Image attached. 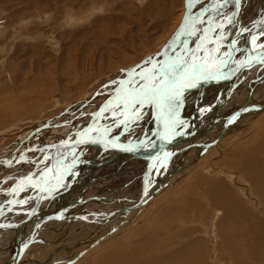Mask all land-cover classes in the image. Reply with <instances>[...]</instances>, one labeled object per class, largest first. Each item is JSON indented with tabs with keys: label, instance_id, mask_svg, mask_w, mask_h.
Listing matches in <instances>:
<instances>
[{
	"label": "rangeland",
	"instance_id": "1",
	"mask_svg": "<svg viewBox=\"0 0 264 264\" xmlns=\"http://www.w3.org/2000/svg\"><path fill=\"white\" fill-rule=\"evenodd\" d=\"M204 2L205 0H0V156H10L24 150L26 146L22 145L25 144L28 137L31 142L42 144L63 143L66 137L76 135L73 132L82 133L81 130L85 128L84 126L101 131L107 126L110 128L106 131V135L110 131L112 134L115 133L116 136V132L117 134L119 132L116 129L118 125H114L116 121L119 124L125 119L122 123H125L126 127L132 126L134 128L136 124L140 123L141 116L142 129H137L135 133L128 137L121 135L119 137L130 142L140 141L139 135L142 132L143 135L148 137L153 124L152 104L146 103L143 107L137 105L135 109H132L129 116L125 115L123 118L120 111L114 110L116 103L122 104L120 94L115 100H112L113 104L109 105L107 100L111 96H108L116 90L117 85H120L121 82L124 83L120 86L121 90L117 88L118 93H134L144 83L159 77V68L162 65L161 56H159V59V57L154 58L153 55L161 51L163 45L173 34L181 15L184 14L183 11L185 12L189 8L196 13ZM255 8H252V11L245 15L252 16L254 12H257ZM255 21L257 23L254 22L253 24H259L258 20ZM230 29H232L231 32ZM261 29L264 28L261 26ZM262 31L264 33V30ZM225 32L229 35L227 39H224L225 44L223 41L219 56L222 58L221 61L225 63L227 57H229L227 53H230V64L232 61V64H234L241 55L239 51V49H242L241 41L246 42L247 39L243 34L240 35L241 39L239 35L236 38L232 27L225 28ZM198 35H195V39L191 41L192 48L197 42ZM260 36L261 34L257 38V35H255L256 43L264 40V34L261 38ZM234 49L236 50L235 54L232 53ZM225 54L227 55L223 58ZM184 56L186 57V55ZM262 56L264 57V54ZM260 64L261 66L264 65L262 62ZM252 71L253 69L246 68L240 73L241 83L243 82L242 78L245 80L252 75ZM199 77L196 81L203 79L204 76ZM245 82H248V80ZM261 82H264V80H254V84L257 86L256 91L258 90L253 98L254 103L264 102V92H259L262 89ZM125 83L126 85H124ZM216 85L218 86V84L210 85L213 89L212 87L210 89V86L207 87L202 95L204 102L202 107L205 110H211L205 112L207 121L210 118L212 119L213 116V114L211 116L213 111L210 109V105L213 106L216 102L215 99L212 100V98L217 97ZM242 87L247 91V95L245 94L244 97H241L242 95L234 97V94H231L232 90L227 92V96L223 100V108H221V110L227 112L226 114L234 113L248 100V89L244 86V83H242ZM209 89L212 91H209ZM194 91L196 89L180 95L179 101L175 102L176 109L179 110L176 112L178 114L181 111L184 112V119H180L183 122L187 120L186 116L191 108V105L188 104V106L184 101H191L190 96L194 100ZM208 103L210 104L208 105ZM101 107L102 110L98 112V115L92 116ZM137 114L139 119H136ZM192 116L191 118H193ZM149 120L151 121L150 124L147 122ZM107 122L110 123L107 125ZM204 122L206 123V121ZM37 124L40 126L38 132L32 131V126H34L33 129L38 128L36 127ZM175 124L176 122L173 120V127ZM193 126L194 124L191 125L192 128ZM178 127L183 128V126ZM127 131L129 132V128H127ZM96 134L100 135L101 133L96 132ZM77 135L79 134L77 133ZM229 135L225 137L223 146L218 149L212 147L214 149L210 148L203 155L199 152L196 153L195 149H191L183 160H181L180 155L173 158L169 163V165L171 164L169 172L177 167L178 172L174 174L175 179H172L169 184H164V191L161 189L162 193L159 191L158 196L154 195L156 197L153 196L150 199L149 203L146 204L147 207L134 209L135 214L130 213L128 215V217H133L131 223L125 224L113 234L110 240L96 245L73 264H85L88 261L98 262V259L102 257V253L109 250V246L114 244H121L125 252L128 246L137 245L147 238L152 233L156 222L163 220H169L172 223L181 222L180 219L174 216L175 210H182L186 217L183 216L182 218L181 224L183 226H174L172 232L176 234L183 228L191 229V232L182 238L186 243L205 237L207 239V251H209L208 257L210 256L209 259L214 261L213 247L218 244V238L215 236L216 232L222 226L224 229V224L229 225L233 221H222V224L223 214L219 213L218 208L213 206L208 198L207 194L210 192L213 182L223 183L225 187H230L238 198L244 200L246 205L253 209L254 219H258L257 214L264 217V210L257 205L254 192L250 189L251 181L243 174L244 163L238 153L242 149H251L264 142V111L256 115H250L245 118V122L241 120L239 129L234 130ZM200 140L196 139L194 141L199 142ZM180 146L183 147L184 145ZM231 149H234L236 153ZM76 153L74 152L76 159H81L82 153ZM30 154L28 158L33 156L39 158L33 153ZM195 154L199 156L195 157ZM97 157L99 158L101 155ZM195 158H198V160H196L197 163L193 164ZM9 160L7 157V160L0 161V188L5 190L3 196L7 192L10 194L15 193L19 184L18 176L20 173L14 174L16 173V170H14L16 163L11 162L12 159ZM178 165H182V168H179ZM85 167L89 168L90 166L85 165L82 171L79 172L80 175L88 172L89 169L84 171ZM75 169L78 171V168L75 167ZM73 172H69L65 177H63V174L57 175L61 177L54 180L52 184L58 185L65 180L74 179ZM46 174L47 171L43 177ZM164 174H166V171ZM157 176L158 174L154 177L158 183L160 181H158ZM99 183L101 184L102 181ZM8 184L10 186L3 188ZM24 187L17 197H24L22 192L24 193L26 187H35L33 192L40 190L39 187H33V185H25ZM113 190L114 187L109 186L105 192L110 194ZM129 191L132 192L131 189ZM52 192L55 198L49 204L43 200L37 207L38 210L42 212L52 211L62 203L60 198L63 191L55 194L54 191ZM252 196H254V199L249 198ZM13 200L15 199L13 198ZM39 200L41 201L40 197ZM5 201L8 202L6 205H12L10 199L7 198ZM5 201L0 203L1 209L4 208ZM21 203L24 202L20 200V207ZM100 204L102 205V202ZM31 207L29 203H24L22 208H26V210L13 212L16 214L17 212L23 213L14 221L19 222L26 218ZM99 211H96V213L99 214ZM115 211L116 209L111 212ZM63 221L65 220L63 219ZM33 227H29L27 231L30 233ZM77 227L79 225L71 228V230L75 229L71 232L65 224H62V220L61 223H53L50 228L44 231L43 238L45 242H34L33 247L29 248L33 251H27L24 260L29 264L28 260L33 258L32 264H46L48 255H52V252H56V258L60 257L58 255L63 253L62 249H60L61 251L58 250L63 246L60 245L61 242L77 245L85 240L83 231L76 230ZM90 230L94 231L93 225L88 231ZM242 230L244 229L242 228ZM89 235L95 237L94 233ZM245 235L248 234L243 232L238 235L241 238V245H253L254 241L249 237L245 238ZM7 236L2 233L4 239L1 240L4 241ZM49 240H53L54 243ZM166 240L172 241L170 245L173 248L179 247L175 237H167ZM83 246L86 247L87 244L84 243ZM234 246L235 244L220 245V249L228 252L229 248ZM8 247L6 246L3 251ZM79 250L80 248L73 247L66 251L63 257L73 258ZM221 250H219L215 264L220 262ZM56 258L55 264L65 263L61 262L64 259L59 260ZM228 260V256H226L222 262L231 264Z\"/></svg>",
	"mask_w": 264,
	"mask_h": 264
},
{
	"label": "bare ground",
	"instance_id": "2",
	"mask_svg": "<svg viewBox=\"0 0 264 264\" xmlns=\"http://www.w3.org/2000/svg\"><path fill=\"white\" fill-rule=\"evenodd\" d=\"M205 3L210 4V0H205ZM254 5L256 8L254 7ZM187 7L189 6L187 5ZM252 8L257 9V12H254V14L250 17L246 16L245 14H248L250 11H252ZM191 10L188 8L187 11L185 12L183 11L184 14L181 15V19L179 23L177 22L178 25L174 29L173 34L163 45L161 51L158 52V54L153 55L154 58H158L159 56H161L162 65L171 64L170 62L173 61L172 59L176 60L177 58V61L175 62L184 64V67L186 69L190 68L193 62H195L197 65L203 64L204 69L206 70L203 79L207 77H211L213 74H217L219 70H222L225 64L222 63L221 61L222 58H219L221 57L219 56L221 51L220 50L217 51V49L221 45V42L224 41L223 36L226 34L225 28L233 27L234 30L237 29L238 27L237 24L231 22L228 23L231 19L235 17L240 21L241 28L240 30L235 31L234 35L236 36L239 35L241 39L242 37L240 35L243 34L244 36H246L245 38L247 39V41L246 42L244 41L245 43L241 41L242 49H239L241 55L240 58L236 60L235 62L236 64L235 63L232 64L233 61L231 62V64L229 62V68H228L229 75L233 71H238L236 73V77H237L246 68L250 66H254L255 64L258 65L260 64V62H262V64L264 63L263 62L264 57L262 56L264 54V48L260 47L261 44H264V40L260 42L258 41V43L255 42L257 40H254L255 35H257V38H259V35L261 34L260 36L261 38L264 34L262 31L264 29H261V26L264 28V0H227V3H225L224 6L220 5L219 7L217 6L216 8L215 7L213 8L212 11L213 14H211V18L214 19L216 15L219 18L218 21L213 26H211L210 22H207V20L203 19L207 16V11H203L202 13H193ZM186 12H188L185 19L186 22L181 27L179 33L174 37V33L181 26L183 17L185 16ZM247 17L249 18L248 20ZM255 20H258L259 24H253L254 22H256ZM200 21H204L205 23L199 24L198 26L189 25V24L192 25L197 24V22ZM189 31H194L195 34L189 36L187 35ZM195 35L196 36L198 35V38H197V42L192 48L191 41L195 39ZM205 49H207V51H205ZM235 51L236 50L234 49L233 52ZM252 52L254 53L252 54ZM184 55H186V57ZM218 65L219 68L216 71L215 68ZM212 69H214L213 72H211ZM199 74H200L199 72L196 73V79L193 80V84L196 82V80H198ZM180 75L182 76L183 73H181ZM235 78L231 79V82L228 85L229 89L227 90V92H230L232 90L233 85L236 87L237 84L241 83V81L234 83ZM258 79L264 80V73L254 76L250 79L248 83V90H249V97L247 98L248 100L246 99L247 101H245L239 107V109L234 112L236 113L235 116L229 119L227 133L224 134H223L224 128H222L221 131L218 126L222 123L226 124L228 117L231 115V113L230 114L221 113L220 117L218 115L220 113L226 93L224 82L227 83V81H229L228 79H225L224 82L214 83V84H218L219 86L218 87L216 85L217 87L216 91H218L217 101L216 104H214L215 106L214 107L211 106L212 108H210L213 111L211 113V116L213 114L212 119L210 118L209 125L206 127L203 126L204 128L201 126L202 123L206 121V118L204 117L205 112L211 110L203 111L202 105L204 106V102L202 95L203 92L206 90V88L212 84H207V85L194 84V86L187 89L185 93L195 89L196 91L194 92L195 94L194 100L190 96L191 101L189 100L184 101L187 105L188 104L191 105V108L188 111V115L186 116L187 120H185L184 122L180 120V119L182 120L184 119L183 116L184 112L181 111L179 114L178 112H176L179 111L176 109V103H175L176 101H173L171 110L166 101L161 102L162 104L161 113L164 116V118L165 117L167 118V120H165V130H167L166 133L168 134L169 132H171L172 139L173 141L175 140V142L171 145L169 144L168 146H166V148L163 150L162 156L159 159L164 158L163 154L169 153L170 154L169 157L172 156L174 150L177 148L175 146H179L185 143H187L186 146L188 145H192V146H189V149L187 150H182L184 149V147H186L184 146L176 150L175 152L177 153L174 154L171 158L167 156L164 160L157 161L158 165L151 170V178L149 179V181H154V183L149 187L150 191L147 194V197H145L146 199L145 203L141 204L138 208L147 207L146 204L149 203L150 199L154 195L158 196L160 194L159 191H161V189H163L166 184H169L170 181H172V179H175L174 174L175 172H178L177 171L178 167L175 168L173 171L169 172L170 170L169 166L171 165V164L169 165V163H171L170 161L173 158L180 155L182 157L181 160H183L184 157H186L189 150L191 149H195L196 153L199 152L202 153L203 155L212 147H214L215 149L220 148V146H223V141L225 137H228L229 133H232L234 130L239 129L241 120L242 121L244 120L245 122V118L249 117L250 115L253 114L256 115L259 112L264 111L263 107H258L260 105H264V102L254 103L255 101L253 100L256 93V89L253 86V84H254V80L258 81ZM123 83L124 82H121L120 85L119 84L117 85L115 90L116 92L112 90L113 92L109 96L107 95L108 97L111 96L107 100L108 105L113 104L112 100H115L118 94H120L119 95L120 99H122V97L128 94L126 91H124L126 93H122V92L118 93L119 90H121L120 86ZM124 85H126V83ZM211 87L212 86H210V89ZM117 88H119V90ZM210 89L209 91H212ZM196 94L198 95L197 99H200V103L202 99L201 105H199V100H198V104L196 102ZM101 110L102 107L98 111L96 110L97 112H95V114H92V116H97L98 112H100ZM114 110L120 111L123 114L121 115L123 118L125 117V115L129 116L132 113V108L129 109L126 108L123 103L121 105L116 103ZM168 111H172L171 117ZM174 111L176 112V114ZM191 115H193L192 116L193 118H191ZM112 116L114 119L113 113ZM141 117H140V123L136 124L134 128H132V126L126 127V124L122 123L125 119L121 121L119 124L118 121H116L114 125H118L116 129L119 131L117 134V132L114 130L116 132V136L115 133L112 134V132L110 131L106 135V131H108V129L110 128L107 126L106 128L104 127L105 132L104 130L101 131V130H96L94 128H89L88 126H84L85 128L81 130L82 133H79L77 131L73 132V134L76 135L72 137L69 136L66 137L64 139L65 142H63L64 140L62 141L63 143L42 144L37 142H31V140H29L28 137L27 140H25L26 142L27 141L28 142L26 143L24 141L25 144L24 143L23 145L21 144L22 146H26L24 150H21L19 153L17 152V154L14 155L0 156V161L7 160V157L8 160L12 159L11 162L16 163V165L14 166V170H16L15 171L16 173L14 174L20 173L18 176L19 184L17 185L18 188H16L15 193L10 194L9 192H7L3 196V199L5 198L3 201L7 200V198L8 199L10 198L12 205L10 206L7 204V206H4L5 209L0 208V219L10 212L13 213L14 210L23 212L22 210H26V208H22L24 203L25 204L29 203L30 206H32L30 212L27 213V217L24 218L23 220L21 219L22 221L19 222L14 221L16 220V218L22 216L23 213H19V212L15 214V216L17 217H13V218L10 217L11 218L10 220H12L10 222L0 220V229L2 228L9 229L7 230L8 232L7 238L4 241L0 239V264H28L24 260V256L26 255L27 251L29 252L33 251V250L31 251L29 248L33 247L34 242L35 243H38L39 241L45 242L43 238L44 231L50 228L53 223L54 224L61 223V220H62V224H65V226L68 227L67 229L71 232L75 231V229L71 230V228H74L75 225H79V223L82 220H86L87 223L82 224L80 227H77L76 229L83 231L82 232L84 235L83 238L85 240L81 242L79 238L78 240L81 243L77 245L66 244L61 242L60 245L63 246L58 248V250L62 249L63 251L61 255L60 254L58 255L61 258L60 257L56 258L55 257L56 252L54 253L52 252V255L51 254L48 255L46 264H55L56 261L55 258L59 260L64 259L61 261V262H65L64 264H73L79 261L82 255L87 253L90 249H92L96 245L110 240L113 234L118 229H121L123 226H125V224L128 225L127 224L128 222L131 223V219L133 217L129 216L130 217L129 218L128 215L130 213L135 214V210L137 208H134L135 210L132 209L129 212H121L119 210V207L121 205L132 206L141 197L143 179L147 171V168L150 164L149 157L151 156V153H153V151L155 150L156 146L159 143L158 141L159 132L153 131L154 123L150 128V132H149L150 134L148 137L142 134L139 135L141 139L140 141L130 142L127 140H122L121 137H119V135L128 137L132 133H135L137 129H142ZM176 117L177 119H175ZM173 120L176 122L174 127H173ZM147 122L150 124L151 121L149 120ZM109 123L110 122H107V125ZM41 124L43 125V123ZM193 124L194 126L192 128L191 125ZM178 126H183V128L177 131V129L180 128ZM33 127L34 126H32L31 130L34 132H38V129L40 127L39 124L36 125V127L38 128L33 129ZM111 127H115V126H111ZM127 128H129V132L127 131ZM122 129H126V130H122ZM96 132L98 133L100 132L101 134L100 135L96 134ZM77 133L79 135H77ZM213 133L215 134V137L213 139L207 138V136ZM165 137L163 134H161V138H163V142L166 141ZM219 137L220 139L217 141L216 144L209 147L207 146V144L215 141ZM196 139H201V140L200 142H194V140ZM76 141L80 142L79 145L68 149L69 144L74 143ZM205 144L207 147L205 146ZM86 147L97 148L98 150H100L99 152L100 154L97 152L98 153L97 156L99 155L102 156L106 149L113 150V152H111V155H106L104 153L103 158L99 160H95L97 156L90 157L88 159L87 158L84 159L73 158V160L69 159L72 151L75 150L76 152L77 149L80 150L81 148L84 149ZM232 150L233 152H235L234 149H231V151ZM89 151L91 153V150ZM30 153H33V155L39 158H35L34 156L28 158L31 155ZM238 153L241 155L244 163L243 174L248 180L251 181L250 189L253 190L254 192L253 194L256 197L255 202L257 203L258 206H260L264 210V142L260 143L259 145L251 149H245V150L242 149ZM16 155L19 156L15 157ZM87 155H89V153ZM120 156H123L122 159L120 158ZM198 156H199L198 154H195V157ZM196 160H198V158H195V162L193 164L197 163ZM125 162H129V163L126 164ZM85 165H88L90 167L89 168L85 167L84 171L85 169H89V170L87 173L85 172L84 174L80 175L79 172L82 171V168ZM74 166L76 167L82 166V167L79 171L74 173L73 171H71V169ZM114 166L116 167L113 168ZM179 168H182V165L179 166ZM114 169H116L117 172L119 173L115 174L113 177V175L110 176V173ZM154 169H156L157 171ZM46 171L47 174L45 175V177H43ZM165 171L166 174L163 175ZM69 172H73V178H74L73 180L75 181L79 178L85 177V179L78 184L75 183L76 185L72 183L73 180H68V181L65 180L58 185L52 184L54 180H58V178L61 177L57 175L63 174V177H65L66 175L69 174ZM156 174H158L157 176L159 178L158 181H160L158 183H157V179L154 177ZM101 181L102 183L100 184L99 182ZM46 183L49 184L48 185L49 188H47V190L43 192L42 197L43 200L45 202L47 201L46 203L48 204L49 202L52 201L53 198H55V196L52 195L53 193L52 191H54V194L56 192L63 191L60 198V202L62 203L52 211L49 210L46 212H42L38 210L37 206L35 207V205H37V203L40 201L39 200L40 190L36 194V196L32 199V201L22 200L17 197L18 193H21L20 191L25 188L24 187L25 185L26 186L33 185V187L34 186L39 187L40 185L42 184L45 185ZM65 183H68L67 185L69 187L67 189L61 190V188L63 187V185H65ZM135 183L137 184L132 188L131 185H134ZM109 186L114 187V190L110 192V194L105 192L106 188ZM29 188L26 187L24 193L22 192V194L25 197H29V195H32V193L34 194L35 192V191L33 192L35 187L34 188L29 187ZM130 189L132 190V192L129 191ZM233 194H234L233 190L230 187L228 186L225 187L223 183H214V182L210 192L207 194L208 198L212 202V205L218 208L219 213L223 214L221 223L223 224L222 221H227V220L233 221L232 224L229 225L224 224L225 228L223 229L222 226V228L216 232L215 236H217L218 238V244H215L213 247V253L215 256L214 261L209 259L210 256L208 257L209 251H207V239L205 237L199 238L193 242L186 243L182 240V238L183 236L189 234L191 232V229L183 228L181 231H179L176 234L172 232L174 226H181V227L183 226L181 224L182 218L183 216L186 217V215L182 212V210L181 211L175 210L174 216L177 219H180L181 222L176 221L172 223L169 220L156 222L152 233L147 238H145L141 243L133 246H128L125 249V252L121 244L110 245L109 246L110 249L102 253L101 255L102 257L98 259V262L92 263L91 261H88L85 264H102V263L103 264H215L217 262L216 260L217 255L220 252L219 250H221L220 245L229 246L233 244H235V246L229 248L228 251L229 253L225 250H221L220 262H218V264H224L222 261L226 258V256H228L229 259L228 261H230L229 263L231 264H264V217H261L259 214L255 212L258 216V219H254L253 209L251 207H248L244 200L238 198L237 195L235 194L233 195ZM76 195H78L79 197ZM93 196H97V198L91 199V197ZM156 196H154V198ZM254 196L249 198L254 199ZM70 197L75 198L74 201L71 202L68 201L69 203H66L67 202L66 200ZM13 198L15 200H13ZM79 199L83 201H80ZM20 200L23 201L24 203H21V207L19 208L17 207L18 205L16 206V202L18 201L17 203H20ZM100 202H102V205L100 204ZM89 203L91 204L87 208L80 209L81 207L87 206ZM75 209L76 211H74ZM115 209L116 211L112 213L111 211H114ZM57 210L59 211L58 214L60 213L58 217L52 216L51 219L47 218V216L56 213ZM98 210H100L99 214L96 213V211ZM37 212L40 213V215H37L38 214ZM30 215L33 216V218L28 223L27 222L28 220L26 221V219H28ZM63 219L65 221H63ZM23 221L24 223H22ZM241 224H242V228L244 229L242 230L244 234H248L245 235V238L246 237L251 238L254 241L253 245H249V244L247 245L244 244L243 246L241 245V238L238 236L241 233H243L241 231L242 229ZM92 225L94 231L92 230L88 231ZM29 227H33V230L30 233L27 231ZM90 233H94L95 237L93 235H89ZM221 235L223 236L219 237ZM167 237H171V238L175 237L177 243L179 244V247L173 248V246L170 245L172 241L169 240L167 241L166 240ZM49 241L53 242V240H49ZM84 243L87 244L86 247L83 246ZM6 246L9 247L6 248L5 251H3ZM73 247L80 248L78 253H76L77 255L70 259H68L67 256L63 257L65 256V252L69 251ZM49 256L51 257L49 258ZM28 262L29 264H32L33 258H30Z\"/></svg>",
	"mask_w": 264,
	"mask_h": 264
},
{
	"label": "crops",
	"instance_id": "3",
	"mask_svg": "<svg viewBox=\"0 0 264 264\" xmlns=\"http://www.w3.org/2000/svg\"><path fill=\"white\" fill-rule=\"evenodd\" d=\"M224 4H225V0H210V4H207V3H205L204 2V4H203V6L200 8V10L198 11V12H196V13H202L203 11H207V16L205 17V18H203V19H205V20H207V22H210L211 23V26H213L217 21H218V17H217V15L215 16V18L214 19H212L211 18V14H213L212 13V11H213V8L215 7H219L220 5H222V6H224ZM201 6V5H200ZM193 13H195V12H193ZM243 13V12H242ZM209 16V17H208ZM234 23V24H237L238 25V27H237V29L236 30H234V31H238V30H240V21L235 17V18H233V19H231L228 23ZM203 23H205L204 21H203ZM199 24H202L201 22H197V24H189L190 26H194V25H196V26H198ZM233 28V27H232ZM231 30L232 29H230V32H231ZM228 35L229 34H225L224 36H223V39H227V37H228ZM235 37L237 38V36L235 35ZM223 41L221 42V45L218 47V49H217V51L218 50H220L221 51V49H222V47H223ZM196 47V46H195ZM232 53H234L235 54V52H232ZM227 54H229V53H227ZM227 54H225V55H227ZM223 56V57H226V56ZM219 58H221V57H219ZM240 58V56L237 58V59H239ZM236 59V60H237ZM173 61L172 62H170V63H173V62H175V61H177V58H176V60H174V59H172ZM258 66H260V67H258ZM258 67V68H257ZM219 68V65L218 66H216V71H217V69ZM248 68H251V69H253V71H252V75L250 76V77H247L245 80H244V78H242V83H244V86H246V88L248 89V82H249V80L252 78V77H254V76H257V75H259V74H262V73H264V65L263 66H261V64H258V65H256V66H250V67H248ZM212 71V70H211ZM256 72V73H255ZM241 79H240V74L235 78V80H234V83H237L238 81H240ZM248 80V82H245V81H247ZM230 82H231V80L229 81V82H227L226 84H225V89H226V93H225V96H227L226 94H227V90L229 89L228 87V85L230 84ZM242 83H240V84H237V86L235 87L234 85H233V88H232V92H231V94H234V97H236V96H240V95H242L241 97H244L245 96V94L247 95V91L242 87ZM256 83V82H255ZM246 84V85H245ZM236 85V84H235ZM253 86L255 87V89L257 88V86L255 85V84H253ZM261 87H262V89H260V91L259 92H261V91H263L264 92V82H261ZM258 91V90H257ZM256 91V92H257ZM195 92V91H194ZM218 93V91H216V94ZM248 94H249V90H248ZM258 94V93H257ZM197 94H196V102H197V104H198V100H199V105H201V103H202V99H201V103H200V99H197ZM233 97V98H234ZM249 97V95L247 96V98ZM232 98V97H231ZM213 99H215V101H217V97H214V98H212V100ZM210 103H208V105H209ZM215 104H216V102H215ZM223 105V104H222ZM215 105H213V107H214ZM207 107V106H206ZM210 107H211V105H210ZM212 108V107H211ZM221 108H223V106L221 107ZM205 110V108L203 107V111ZM237 111V110H236ZM221 113H223V114H226L227 112H224L223 110H220V113H219V117L221 116ZM206 116V115H205ZM204 116V117H205ZM204 123L205 122H203L202 123V126L201 127H206V126H208L209 125V120L207 121V119H206V123H205V125H204ZM178 125H180V124H178ZM224 126H225V124H220L218 127H219V129L222 131V128H224ZM182 127V126H181ZM203 127V128H204ZM182 128H178L177 129V131H179V130H181ZM142 135H143V132L141 133ZM215 137V134L213 133V134H211V135H209V136H207V138H209V139H213ZM194 142H198V141H194ZM200 142V141H199ZM182 145H184V146H186L187 145V143H185V144H182ZM183 146V147H184ZM175 147H177L175 150H174V152L176 151V150H178V149H180V148H182V146H175ZM96 149V150H95ZM89 150H91V153H90V151ZM95 150V151H94ZM108 150V151H107ZM80 151V152H79ZM89 151V152H88ZM94 151V152H93ZM74 152H75V150L74 151H72V153H71V156L69 157V159L71 160H73V158H76V155L74 154ZM76 154H81L82 153V155H81V159H84V158H90V157H95V156H97V154L100 152V150H98L97 148H90V147H86V148H84V149H77L76 150ZM98 152V153H97ZM111 152H113V150H109V149H106L105 151H104V153L106 154V155H111ZM86 153V154H85ZM89 153V155H87ZM104 153H103V155L101 156V157H97L95 160H99V159H102L103 158V156H104ZM86 156H85V155ZM169 154V153H168ZM168 154H163L164 155V158H162V159H159V160H164L166 157H167V155ZM192 154V153H191ZM190 154V155H191ZM91 155H93V156H91ZM170 155V154H169ZM168 155V156H169ZM122 157L123 156H120V158L122 159ZM69 161V160H68ZM126 164H128L129 162H125ZM28 165V164H27ZM76 167V166H75ZM75 167H73L72 169H71V171H73L74 170V173L75 172H77V170L75 169ZM80 167V168H79ZM81 167L82 166H77L76 168H78V171L81 169ZM49 169V168H48ZM119 172H117V170L116 169H114L111 173H110V176L111 175H115V174H118ZM85 179V177L84 178H79V179H77L76 181L75 180H73L72 181V183L74 184V185H76V184H78V183H80L81 181H83ZM15 181V180H14ZM13 181V182H14ZM12 182V183H13ZM136 182H138V181H136ZM12 183H10V184H12ZM76 183V184H75ZM10 184H8V185H5L3 188H7L8 186H10ZM68 183H65V185H63V187L61 188V190H64V189H67L69 186L67 185ZM137 183H135L134 185H131V187H133V186H135ZM93 190V189H92ZM5 190L4 189H2V188H0V203L5 199H3V192H4ZM39 191L38 190H35V192H34V194L32 193V195H29V197H22V198H19V199H22V200H29V201H32V199L36 196V194L38 193ZM21 194V193H20ZM19 194V195H20ZM28 194V193H27ZM29 194H31V193H29ZM76 196H78V195H76ZM79 197V196H78ZM10 199V198H9ZM8 199V200H9ZM74 199L75 198H73V197H70V198H68L66 201V203H69L68 201H74ZM18 202V201H17ZM91 203H93V202H91ZM91 203H89L87 206H84V207H81L80 209H85V208H87ZM5 206H7L6 205V201H5ZM3 207V206H2ZM17 207H20V204L18 203V206ZM2 209H5V208H2ZM15 211H18V210H14L13 212H15ZM74 211H76V209L74 210ZM11 214H12V212H10V213H8L7 215H5L4 217H2L0 220H2V221H10V219L11 218H13V217H16L15 216V214L16 213H13V215L11 216ZM11 217V218H10ZM84 223H87V221L86 220H82L80 223H79V227L82 225V224H84ZM7 230H9V229H6V228H2V229H0V233L2 234V233H6L5 235L7 236L8 235V232H7ZM0 234V239H4V237H2V235Z\"/></svg>",
	"mask_w": 264,
	"mask_h": 264
},
{
	"label": "snow or ice",
	"instance_id": "4",
	"mask_svg": "<svg viewBox=\"0 0 264 264\" xmlns=\"http://www.w3.org/2000/svg\"><path fill=\"white\" fill-rule=\"evenodd\" d=\"M225 3H227V0H225ZM200 22L203 23V21ZM194 34V31H189L187 33L189 36ZM260 47L264 48V44H261ZM205 51H207V49H205ZM197 72H199L201 76H205L203 64L197 65L193 62L188 69L184 67V64H180L179 62L161 65L159 68V77L144 83L139 90L134 93L129 92L126 96L122 97L120 102L123 103L126 108L135 109L137 105L140 107H143L146 103L159 105L160 101H166L171 109L173 101H179L182 88L194 86L193 80L196 79ZM181 73H183L182 76L180 75ZM169 76H171V79H168ZM177 77H179V79H177ZM169 114L171 115V112ZM136 119H139L138 114L136 115Z\"/></svg>",
	"mask_w": 264,
	"mask_h": 264
},
{
	"label": "water",
	"instance_id": "5",
	"mask_svg": "<svg viewBox=\"0 0 264 264\" xmlns=\"http://www.w3.org/2000/svg\"><path fill=\"white\" fill-rule=\"evenodd\" d=\"M187 13H185V16L183 17V20H182V24L181 26L177 29V31L174 33V37L179 33V31L181 30V27L185 24L186 22V16H187ZM173 37V38H174ZM168 45V44H167ZM230 58H231V55H229V57L227 58L222 70H219L217 72V74H213L211 77H207V78H204V79H201L199 81H196L194 84L195 85H207V84H214V83H220V82H224L225 79H228V80H231V79H234L236 77V73L238 71H233L231 72V74L229 75V62H230ZM168 79H171V76L168 77ZM177 79H179V77H177ZM190 88V87H183L182 88V92H181V95H183L187 89ZM162 101H160L159 105L157 104H152L153 108H152V119H153V123H154V126H153V131H158L159 132V137H158V145L156 146L155 150L153 151V153H151V156L149 157L150 159V164L147 168V171L145 173V176H144V179H143V187H142V194H141V197L137 200V202L134 204V205H121L119 207V210L121 212H129L131 211L132 209L134 208H138L141 204L145 203L146 199L145 197H147V194L149 193V187L154 183V181H149V179L151 178V170L153 168H155L158 164H157V161L159 160V158L162 156V153H163V150L166 148V146H168L169 144H173L175 142V140L173 141L172 139V134L171 132H169L168 134L166 133L167 130H165V120H167V118L162 115L161 113V104ZM258 107H263L264 108V105H260ZM236 113H232L229 117H228V120H227V123L225 124V127H224V130H223V134L224 133H227V128H228V121L229 119H231L232 117L235 116ZM161 134L164 135V137L166 138V141L163 142V138H161ZM220 139L217 138L215 141L213 142H210L209 144H207V146H212L214 144L217 143V141ZM80 142H74V143H70L69 146H68V149L71 148V147H74V146H77L79 145ZM189 146H192V145H188L186 147H184V149L182 150H187L189 149ZM206 146V144H205ZM206 146V147H207ZM177 152H174V154H176ZM172 155V156H173ZM172 156H168L169 158H171ZM48 183H46L45 185L42 184L39 186L40 188V192H39V195H40V199L41 201L35 205V207L39 206L41 204V202L43 201V192L45 190H47L48 187ZM97 196H93L91 197V199H96ZM80 201H83L81 199H79ZM119 200V199H118ZM66 208V207H65ZM35 209V208H34ZM58 210L56 211V213L54 214H51L50 216H47V218H51L52 216L53 217H58V215H60V213L58 214ZM38 213V212H37ZM37 215H40V213H38ZM33 218V216H29L28 219H26V221L29 223L30 220ZM25 221V220H24ZM24 221L22 223H24ZM26 223V224H28ZM11 226V225H9Z\"/></svg>",
	"mask_w": 264,
	"mask_h": 264
}]
</instances>
